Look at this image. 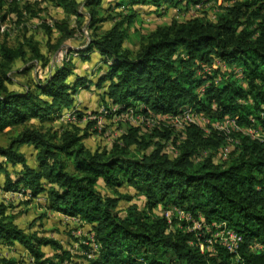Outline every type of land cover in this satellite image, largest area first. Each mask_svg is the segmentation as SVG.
Wrapping results in <instances>:
<instances>
[{"label":"trees","instance_id":"1","mask_svg":"<svg viewBox=\"0 0 264 264\" xmlns=\"http://www.w3.org/2000/svg\"><path fill=\"white\" fill-rule=\"evenodd\" d=\"M55 1L67 14L82 17L76 0ZM180 1L116 0L115 4L160 7ZM192 1L202 4L208 0ZM223 1L228 3L215 21L193 17L158 25L142 37L136 50L123 46L127 35L123 25L136 15L128 12L107 30L98 33L94 28L84 49L96 50L106 66L94 84L103 89L108 110L116 106L117 114L132 110L148 117L176 115L190 108L208 117L212 124L209 132L192 122L179 128L185 138L174 155L165 152V142H161L171 139L172 130L166 128H153L151 136H159L153 149L134 158L129 155L131 146L147 149L151 145L137 126H129L110 149H90L83 143L86 130L80 133L71 126L60 132L43 131L41 126L29 124L31 119L43 121L72 107L77 86H88L91 81L76 77L69 82L72 69L62 62L43 83H36V91L9 90L4 84L9 65L24 52L6 42L0 44V135L22 126L6 145L0 144V157L22 166L12 179L0 161V170L7 175L4 189L27 190L31 196L44 194L50 210L90 224L100 243L90 264H231V254L221 246L213 255L201 252L197 232L187 231L185 221L173 218L169 223L163 215L151 213L158 205L162 209L176 206L194 218L203 216L207 223H225L243 236V264H264V247L252 248L253 241L264 246V142L232 130L230 135L236 140L233 154L226 162L214 161L225 141L214 123L232 117L244 129L253 118L254 125L264 129V0ZM100 2H83L90 27L107 19L97 16ZM55 27L64 30L65 36L72 34L64 22ZM30 45L34 55L42 57L37 47ZM217 59L233 70L216 82L218 70L212 65ZM22 144H31L36 150L35 167L27 164L19 151ZM99 180L109 187H132L145 198V208L138 210L131 204L121 215L119 200L123 196L100 192ZM205 235L202 231L200 238ZM0 238L22 245L36 264H57L70 254L63 251V255L47 257L41 246L60 249L58 242L25 232L3 208ZM1 263L15 264L9 259H1Z\"/></svg>","mask_w":264,"mask_h":264},{"label":"rangeland","instance_id":"2","mask_svg":"<svg viewBox=\"0 0 264 264\" xmlns=\"http://www.w3.org/2000/svg\"><path fill=\"white\" fill-rule=\"evenodd\" d=\"M76 2L77 10L83 13L80 18L74 14H67L62 5H59L55 0H4L0 6V44L6 42L10 47L21 49L24 52V55L17 56L9 65L8 78L4 81L9 90L24 92L28 88H32L36 91V83H43L53 68L62 62H68L72 69L68 76L69 82H73L76 77H86L88 81H91L88 86L86 83L77 86L74 94L75 104L72 107L62 109L43 121L31 119L29 124L41 126L43 131L56 130L60 132L63 128L71 126L78 128L80 133L86 130L88 135L83 139V143L90 149H110L129 126H137L140 128L141 136L150 140L151 145L147 149L131 146L129 155L134 158H140L143 153H148L153 149L154 141L159 139L157 135L151 136L153 128L156 127L157 130L166 128L172 130V133L171 139L161 141L165 142L164 151L170 155L176 154L185 135L180 133L181 129L173 126L170 121L154 117L156 121L153 123L147 121L142 114L132 110L117 114L116 106L111 110L107 109L102 99L103 89L97 88L94 84L106 66L102 63L101 56L96 50L84 51V49L94 28H97L96 32L98 33L107 30L128 12H133L136 15L130 23L125 22L123 25L127 31L123 46L136 50L142 37L156 26L169 24L172 21L180 22L193 17L199 18L203 22H213L222 11V6L228 1L208 0L198 7L197 3L193 4L192 0H183L174 4L164 3L160 7L149 3L124 7L116 5V0H101L97 7V16L107 19L97 22L94 27L89 26V13L88 9L83 6L84 0H76ZM129 8L132 11L128 10ZM60 22H64L67 28L72 31L70 36H65L64 30L55 27V24ZM30 44L37 47L42 57L37 58L34 55ZM212 68L218 70L215 75L216 82L222 79L223 75L227 77V73L233 70L219 59ZM78 113L82 115L79 116ZM193 118L200 127L209 132L212 124L205 114L195 112ZM90 122L92 123L89 125ZM21 128L22 126H17L0 135V144L6 145ZM235 146L236 142L232 144L224 141L220 149L215 152L214 161L226 162L229 160ZM19 151L24 154L27 164L33 167L37 165L36 150L31 144H22ZM0 161L4 162L9 177L15 179L22 168L21 164L12 165L6 162L3 157H0ZM6 178L5 172L0 170V208L4 209V214L25 232L56 240L61 246L60 249H55L50 245L41 246L47 257L72 250L76 251V255L81 258L80 249L77 250L74 244L80 235L83 238L91 232V225L83 220L75 222L65 218L57 211L50 210L47 208L44 194L31 196L27 190H5ZM97 188L105 194L123 196L119 200L121 215H125L126 209L131 204L137 205L138 210L145 208V198L137 194L132 187L125 185L109 187L99 180ZM163 210L158 205L152 208L151 213L162 215ZM75 230L80 231V234L75 235L73 233ZM1 259L14 260L15 264H36L22 245L17 242L8 243L0 238V264H2ZM55 259L57 260L58 257ZM65 259L58 260L57 264Z\"/></svg>","mask_w":264,"mask_h":264},{"label":"built area","instance_id":"3","mask_svg":"<svg viewBox=\"0 0 264 264\" xmlns=\"http://www.w3.org/2000/svg\"><path fill=\"white\" fill-rule=\"evenodd\" d=\"M199 5L201 4H196L197 7ZM214 65L215 63L212 66ZM194 114L195 112L189 108L176 115L151 114L146 117V120L154 123L156 121L154 117H157V119L169 120L173 126L180 128L191 122L199 125L193 118ZM214 127L224 133L225 141L232 144L236 142L235 138L230 135L232 130L243 131L251 138L264 142V129L256 127L254 125L253 118L251 119V124L244 129L240 128L236 122V118L232 117H225L222 121L214 123ZM162 215L167 219L168 222H172L173 218H176L178 221L183 220L186 223L187 231L197 232L198 239L196 244L201 252H206L208 255H213L216 253V247L221 246L231 254V264H243L240 256V248L243 242V236L240 232L227 226L225 223H207L203 216L194 218L193 215L176 206L164 209ZM63 216L75 222L82 221L77 216H68L66 214H63ZM202 231H205L206 235L203 238H200ZM73 233H75V235H79L80 231L75 230ZM74 245L77 250L80 249L81 258L76 255V251L70 250L69 257L59 264H90L91 260L97 256L100 249V243L97 241L93 231L83 238L80 235ZM263 247V244H261L259 241H253L252 243L253 249L258 250L263 249Z\"/></svg>","mask_w":264,"mask_h":264},{"label":"crops","instance_id":"4","mask_svg":"<svg viewBox=\"0 0 264 264\" xmlns=\"http://www.w3.org/2000/svg\"><path fill=\"white\" fill-rule=\"evenodd\" d=\"M58 213H60V212H58ZM60 214H62V213H60ZM63 215V214H62Z\"/></svg>","mask_w":264,"mask_h":264}]
</instances>
